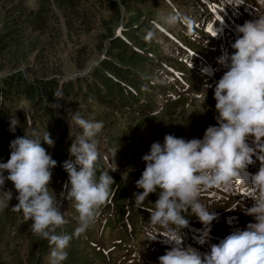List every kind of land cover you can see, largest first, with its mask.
<instances>
[{"label":"clouds","instance_id":"obj_1","mask_svg":"<svg viewBox=\"0 0 264 264\" xmlns=\"http://www.w3.org/2000/svg\"><path fill=\"white\" fill-rule=\"evenodd\" d=\"M243 3L244 0H220L223 8L235 9ZM255 3L259 5L255 18L235 27L232 51L225 50L217 60L223 74L212 88L215 125L207 127L202 138L185 140L166 134L162 143L153 142L141 157L144 169L135 182L139 191L133 193L132 202L143 207L149 195L156 194L155 202L150 201L152 207L144 227L146 240L164 236L173 245L158 257V264H264V0ZM162 19L169 26L181 21L191 28L193 23L179 13ZM67 122L74 139L68 148L70 158L61 165L69 185L64 198L72 202L77 213L74 234L78 235L95 222L114 180L109 172L98 177L96 174L100 153L95 137L103 123L85 119L77 112ZM18 124L11 119L10 131L14 132ZM42 142L49 147L54 144L47 131L42 139L33 133L10 142V156L0 162V210L8 208L13 198V191L4 187L8 181L17 201L11 210L22 213L25 221L30 219L32 234L48 241V264H63L71 237L55 231L66 223L65 213L59 210L57 197L49 187L51 170L57 162ZM256 161L260 166L250 175L251 187L247 189L252 205L239 207L252 221L212 244L203 254L184 248L183 230L189 225L186 213L203 227L198 241L201 246L206 244L212 223L218 219L215 211L200 202V193L208 189L231 191L241 174H246ZM115 170L116 167L112 171ZM235 209L234 206L232 210Z\"/></svg>","mask_w":264,"mask_h":264},{"label":"rangeland","instance_id":"obj_2","mask_svg":"<svg viewBox=\"0 0 264 264\" xmlns=\"http://www.w3.org/2000/svg\"><path fill=\"white\" fill-rule=\"evenodd\" d=\"M111 1L116 4L114 10L107 8L110 6L107 3H112ZM201 1L207 4L206 0ZM214 1L217 2V0ZM49 2V15L44 23L45 27L41 30L29 29L23 35L25 44L29 45V51L26 62L22 63L17 71L24 77H28L30 83L33 79L55 78L68 81L85 75L90 67L97 65L107 55L111 40L108 34L112 35L111 38L121 37L124 29L131 30V34L135 35L136 45L144 52L157 51L156 55H153L156 57L157 64L146 69L150 73L146 76H150L152 86L165 92L157 96L154 90H148L137 94V98L124 105L116 100L115 106L107 103L108 100L94 102L90 97L87 101H75L76 105L72 110V113L77 112L85 119L103 123L102 130L95 137L101 160H103L102 165L107 172H114L116 185L121 182L119 185L124 186L128 190L129 199H133V193L139 191L135 188V182L139 178L132 173L144 166L143 162L135 164L129 161L135 155L134 151L136 154L144 155L153 142L162 143L166 134L182 137L185 140L202 138L206 128L215 125V100L212 91L215 84L210 77L215 72L214 65L218 64L219 56L212 47L216 45L213 36L220 33V25L217 23L209 31L210 23H207L206 28L210 38L207 44L197 45L193 37L188 39L184 33L187 25L178 21L175 25L169 26L162 19L169 14L179 13L181 17H188L193 21L196 16L195 0H73L65 14L63 9H58L51 0ZM245 2L252 5L254 11L258 6L249 0H244ZM15 3L25 10H36L40 7L39 0L15 2L1 0L0 28L3 24L2 18L14 13ZM244 3L238 8L230 9L231 21H239L246 15L252 16L254 11L250 13V9L246 10L249 7ZM222 9L224 8L219 6L218 12ZM236 9L240 10L242 15ZM221 24L226 26L223 21ZM15 30L19 32L20 26H16ZM163 32H166L170 38H178L187 46L190 49L189 57L200 56L193 60L191 69L187 67L190 63L185 64L184 59L181 61L176 59L175 51L178 50V46L173 43L174 40L172 42L168 40ZM161 63L167 66L169 74L161 73ZM219 67L217 71L222 72L218 70ZM174 68L183 73L181 78L188 82L183 85L177 83L182 79L171 73L175 70ZM12 72L14 71L5 61L0 68V77L12 75ZM143 100L151 101L154 109L146 113V110L141 107L136 111V104L132 102L139 101L140 104ZM27 105L26 103L14 105V112L18 114L25 109L24 112L28 111L27 115L31 120L34 118L36 123H40L38 118L33 117L29 112L30 108ZM71 115L58 111L66 142L74 139V135H69L67 122V119H71ZM99 118L104 120H98ZM42 134L43 131L39 133L41 139ZM61 165L62 163L56 164V167ZM115 167L116 170L112 171ZM51 171L52 182L49 187L57 197L59 210L62 214L65 213L66 223L62 225L64 233L66 231V234L71 237L66 251L76 253L75 260L79 261L78 264H158V257L173 246L168 240L165 243V239L163 240L161 236H158L156 241H147L144 227L126 231L121 227L122 222H126L125 218L119 213L112 214L108 207L102 216L101 209L109 204L111 193L106 203L100 208L95 222L85 233L75 235L77 213L71 201L62 205L63 182L57 176L55 169ZM4 187L6 190L13 191V198L8 208L0 210V264L4 261L8 262L9 255L27 249L32 224L30 219L28 221L23 219L22 213L11 210L17 204L16 193L10 182L6 181ZM156 199V194H150L144 201L143 207L150 209L151 202H155ZM199 199L209 211H215L218 217L238 210V205L231 200L232 198L219 196L215 199H205L204 196H200ZM234 206L236 209L232 210ZM185 215L189 221L195 220L193 224L197 223L196 234L202 235L203 227L198 220L190 213ZM213 223L212 229L216 228ZM18 226L22 228L23 236L16 231ZM218 229H220L219 226Z\"/></svg>","mask_w":264,"mask_h":264},{"label":"trees","instance_id":"obj_3","mask_svg":"<svg viewBox=\"0 0 264 264\" xmlns=\"http://www.w3.org/2000/svg\"><path fill=\"white\" fill-rule=\"evenodd\" d=\"M11 1L15 2L17 0ZM49 1L39 0L40 7L36 10L22 9L15 3L13 5L15 8L14 13L11 16H2L4 18H2L3 24L0 28V68L6 61L12 71H14L12 75L0 77V159H3V162H6L9 158V144L15 138L27 134L31 136L33 133H36L39 137L41 131H43V137L47 131L54 144L49 147L42 143V146L45 147L51 158L58 165L63 163L67 159V151L71 142L69 140V142H66L64 127L61 128L62 121L58 117V111L71 115L74 105H76L75 101H87L90 97H92L94 102L106 100L113 102L116 98H125L128 101L130 97L135 96L134 91H137V93L146 92L152 86L147 82L150 76H146L143 79V75L150 74L144 68L146 64H153L154 59L136 45L135 35L131 34V30L128 31L126 29L121 34V37L124 38L119 36L111 38L112 35L108 34L111 40L107 48V55L97 65L90 67L85 75L68 81L55 78L33 79L30 83L28 77H24L21 72L17 71L18 67L26 62V55L29 51V45L25 44L23 35L29 29L41 30L45 27L44 23L49 15ZM195 1L194 6L196 9L194 10L196 11V15L198 13L196 21L192 23L191 28L187 27L186 31H183L186 33L188 39L191 38L193 31L201 33L203 31L204 17L212 15L210 8L199 0ZM51 2L58 9H63V14H65L66 10L72 5L73 0H51ZM107 4L110 5L107 7L109 9L114 10L116 8L114 2ZM18 25L21 29L19 32L15 30V27ZM197 32L195 33L197 34ZM149 52L156 55L157 51L153 50ZM160 90L163 91L162 89ZM22 103L28 104L27 106L30 108L29 112L32 113L33 117L38 118L40 123H36L34 118L31 120L27 115L28 111L24 112L25 109L18 114L14 112V105L18 106ZM10 107H12L11 110ZM169 115L172 116V114ZM11 119H16L19 122L14 132L10 131ZM98 120H104V118H99ZM133 154H135V157H131L129 161H133L135 164L142 162L141 157L143 153L136 154V151H134ZM101 164L99 158L96 162L97 177L104 172ZM57 168L61 174L59 175L61 179L67 176L62 166ZM109 174L111 175L112 173L109 172ZM138 174L141 175L140 172ZM113 180L114 184L111 185L110 189L112 201H110L108 207L109 209H119L123 205L126 193L120 192L123 189L122 187L115 188L116 181L114 178ZM67 187H69L68 184ZM21 229L18 226L16 231L20 232L21 236H23ZM55 231L56 234H66V231L64 233L63 226L56 228ZM50 250V245L46 239H42L30 232L27 249L9 255L10 262L4 261L2 264H48L45 260H48ZM67 253V259L63 264L79 263L78 260H75L76 253L74 251H67Z\"/></svg>","mask_w":264,"mask_h":264}]
</instances>
